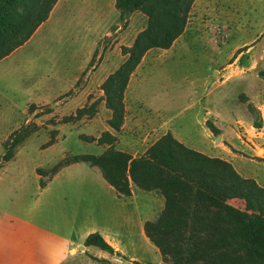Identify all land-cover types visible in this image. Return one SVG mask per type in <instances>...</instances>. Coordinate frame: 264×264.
<instances>
[{"label":"rangeland","instance_id":"obj_1","mask_svg":"<svg viewBox=\"0 0 264 264\" xmlns=\"http://www.w3.org/2000/svg\"><path fill=\"white\" fill-rule=\"evenodd\" d=\"M73 2L68 14L55 16L28 46L0 63V213L10 211V201L23 193L27 195L26 204L32 206L35 198L41 201L44 193L37 192L40 181L36 173L46 181L62 160L101 154L100 146L78 136L99 130L86 127L88 118L83 117V123L81 120L65 123V117L57 113L61 112L59 107L28 104L38 99L41 88L46 87L49 89L46 98L53 102V93L64 88L58 81L74 72L88 50L90 35L85 25L90 21L99 26V21L89 14L90 2ZM104 16L110 37H98V49L110 55L116 46L120 51L122 47L129 48L135 34L147 24L141 11H134L126 23L119 20L117 10L107 9ZM172 45L170 52L159 49L146 52L137 73L144 80L139 88L137 84L131 86L128 103L163 107L161 120L167 121L171 135L199 153L228 162L241 178L252 179L264 188V0H194L184 30ZM95 60L94 56L74 89L80 87ZM99 90L100 87H95L94 95ZM201 94L203 98L196 104ZM99 102H94L93 115ZM142 105L138 108L144 112ZM206 121L218 134H212ZM255 121L260 123L259 127L253 126ZM20 128L34 132L13 148L15 158L4 162L3 143ZM57 129L65 131V140H55ZM217 136L220 138L215 143ZM52 138L55 143L47 146ZM64 150L69 154L63 158ZM150 197L137 189L136 196L126 200L129 204L120 208L122 213L113 214V226L121 224L122 215L128 224L123 231L115 230L122 234L120 246L124 252L117 264H169L150 242L142 240L138 231L140 220L150 218L156 210L157 203ZM229 203L243 209L240 200ZM39 209L46 215H57L56 207ZM104 211L109 213V208L105 207ZM96 223L102 224L99 211Z\"/></svg>","mask_w":264,"mask_h":264},{"label":"trees","instance_id":"obj_2","mask_svg":"<svg viewBox=\"0 0 264 264\" xmlns=\"http://www.w3.org/2000/svg\"><path fill=\"white\" fill-rule=\"evenodd\" d=\"M193 1L114 0L120 21L125 22L134 11H141L147 19L132 45L121 48L125 60L100 86L105 107L111 113L107 125L115 133L124 122L123 96L130 75L146 52L167 50L182 34ZM56 2L0 0V60L30 39ZM94 108L92 103L63 121L91 117ZM259 125L258 121L253 123L254 127ZM206 126L212 134H218L208 121ZM32 132L27 128L12 132L3 143L6 152L2 160L11 159L13 148ZM115 141V136L102 133L97 143L108 145L106 151L98 156L76 155L62 160L53 169L54 174L63 166L84 163L99 169L119 195H131L130 183L141 191L159 193L164 199L163 209L154 221L144 223L143 230L169 264H264V188L252 179L241 178L228 162L187 148L170 133L159 137L137 158L115 150ZM52 143L53 138L47 146ZM231 200L242 201L243 209L233 207ZM83 245L114 254L97 233L88 235Z\"/></svg>","mask_w":264,"mask_h":264},{"label":"crops","instance_id":"obj_3","mask_svg":"<svg viewBox=\"0 0 264 264\" xmlns=\"http://www.w3.org/2000/svg\"><path fill=\"white\" fill-rule=\"evenodd\" d=\"M73 1L57 0L47 20L36 29L30 39L12 51L8 56L14 55V53L28 46L38 36L42 28L54 19L55 16L62 13L68 14L69 10L72 9V4H74ZM82 2H90L89 14H92L94 20L99 21V26L97 27H95V24H91L90 21L89 25H85L88 26V33L90 35L87 36L90 39L87 42L88 50L83 54L74 72L67 74V79H60L58 81L64 88L53 93V102H50L46 98V93H49V89L46 87L45 89L41 88L38 99L31 100L28 104H34L36 107L47 105H50V108L59 107L61 112L57 113H60L63 117H68L74 116L76 110L83 108L86 104L90 105L100 100L96 113L91 117L85 116L88 118L86 127L91 128L94 126L99 130L80 133L78 135L79 138H93L94 141L92 143L101 147L102 154L109 146L98 144L97 139L102 133L108 132L116 137L114 143L115 150L125 152L132 158L140 157L159 137L170 133L167 121L161 120L164 116L163 107L155 109L154 106L143 102L135 103V101H132L128 103L127 94L131 86L137 84L139 88L144 80L137 73H139L146 54L129 78L123 96L124 122L120 131L115 133L107 125L111 113L105 107L104 101L101 100L102 91L99 90L100 93L95 95L93 93V89L95 87L99 88L105 79L122 64L123 59L126 58V56L122 55L120 47L117 46L112 55L104 53L102 49H98V37H110L107 35L109 23L106 22L104 15L107 9L109 12L116 11L114 9V0H82ZM91 5L93 6L91 7ZM84 11L85 9L81 10L80 15ZM129 17L127 20L130 19ZM172 47L173 45L169 49L162 51L170 52ZM8 56L0 60V63ZM94 56L96 60L87 71L80 87L74 89L79 76L86 70L90 60ZM136 75L139 77H135ZM72 91L73 93L69 95L68 93ZM202 98L203 94H201L196 104H199ZM141 104L144 106V112H141L138 108ZM134 107L138 108V110L134 109ZM150 109L152 113L148 112ZM153 119H156V121L153 122ZM81 121L83 123V120ZM57 130L58 135L55 140H65V131L61 132L60 129ZM151 138L154 139L151 141ZM173 138L180 142L176 137L173 136ZM53 143L55 142L53 141ZM186 147L194 150L189 146ZM66 154H69V152L64 150L63 158ZM14 158L15 156L11 160ZM36 178L40 181V187L37 188L38 194L42 195L44 193V196H41V201L38 202L35 197L33 199V196H31L33 205L26 204L24 198L27 195L23 193L22 196H17L14 201H10V211L0 213V264H117L118 258L124 255V252L120 246L122 245V234L115 230L123 231V227H126L128 224L124 223L127 219L122 215V218H120L121 224L113 226L111 224L112 217L113 214L118 215L122 213L120 208L129 204L126 201L127 199H132L136 196L137 188L130 183L131 195L129 197L119 195L103 179L99 169L84 163H73L63 166L55 174L47 178L46 181L38 173H36ZM53 185L54 187H52ZM146 193L150 194L152 202L155 201L157 203L156 210L151 217L144 220L141 219L138 226L142 240L149 242L144 234V223L146 221H154L158 217L163 209L164 199L156 192ZM100 198H106L105 202L102 199L99 200ZM54 200L57 201L56 204H54ZM40 206L56 207L57 215L44 214L43 212L45 211L40 210ZM105 207L109 208V213H105ZM98 211L101 213L102 222L99 226L96 223ZM115 218L119 219L118 217ZM93 233L99 234L113 248V255L96 247H85L83 245L86 237ZM92 248L98 250L92 251Z\"/></svg>","mask_w":264,"mask_h":264},{"label":"water","instance_id":"obj_4","mask_svg":"<svg viewBox=\"0 0 264 264\" xmlns=\"http://www.w3.org/2000/svg\"><path fill=\"white\" fill-rule=\"evenodd\" d=\"M219 138H220L219 136L216 137L215 143L218 142Z\"/></svg>","mask_w":264,"mask_h":264}]
</instances>
